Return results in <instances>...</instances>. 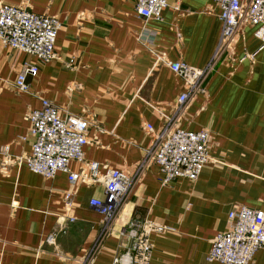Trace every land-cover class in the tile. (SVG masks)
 I'll return each instance as SVG.
<instances>
[{"label": "crops", "instance_id": "obj_1", "mask_svg": "<svg viewBox=\"0 0 264 264\" xmlns=\"http://www.w3.org/2000/svg\"><path fill=\"white\" fill-rule=\"evenodd\" d=\"M1 1L55 16L61 29L57 59L46 65L0 45V149L8 147L14 159L31 154L28 114L41 99L90 126L84 164H70L81 175L75 185L65 173L46 179L24 164L0 161V264H83L91 254L86 264H113L129 248L121 232L135 217L168 228L150 234V264H221L206 257L228 230L230 213L242 206L264 211V43L255 29L238 31L232 53L177 119L185 131L211 134L199 179L163 185L159 167L143 162L186 91L165 61L200 70L211 63L223 29L214 0H168L161 21L139 17L137 0ZM28 64L38 65L39 74L28 80L29 94L19 93L12 84ZM89 163L99 165L96 183ZM108 170L133 176L134 185L105 234L90 202L105 197ZM253 264H264V249Z\"/></svg>", "mask_w": 264, "mask_h": 264}, {"label": "built area", "instance_id": "obj_2", "mask_svg": "<svg viewBox=\"0 0 264 264\" xmlns=\"http://www.w3.org/2000/svg\"><path fill=\"white\" fill-rule=\"evenodd\" d=\"M220 7L222 34L211 63L205 69H196L184 63L165 64L186 84L179 97L175 115L166 117L163 130L155 135L151 150L147 151L144 165L155 163L162 174L161 183L168 185L176 179L195 182L209 162L211 134L208 130L189 132L181 129L177 119L193 95L203 92V86L217 65L226 60L234 50L235 37L243 27H253L255 37L264 43V0H214ZM168 0H137L136 10L144 21H161ZM176 9L179 10V7ZM61 23L55 16L37 15L22 7L0 2V45L35 57L46 65L57 59L55 47ZM253 59V56L250 57ZM160 60V59H159ZM74 60L70 61L73 65ZM39 74L38 65L28 64L12 84L19 93L29 94L30 78ZM40 109L28 114L32 152L24 158L14 159L8 147L0 149V161L17 162L46 179L65 173L71 185L81 180L80 173L72 172L70 164H84V148L88 145L85 118L68 113L46 99H41ZM148 132H154L146 125ZM91 182L100 178L98 163L87 165ZM134 185V177L116 170L105 173V197L93 199L90 206L103 217L105 234L112 229L114 219L127 202ZM65 205L73 206V194L65 195ZM168 228L154 225L140 217L132 218L121 232L129 239L126 253L114 259L113 264H150L153 245L150 234H163ZM103 236V235H102ZM95 247L93 252H96ZM264 249V211L242 206L229 215V228L219 233L207 255L208 262L221 264H253L255 255ZM92 255V254H91ZM91 255L83 261L86 264Z\"/></svg>", "mask_w": 264, "mask_h": 264}, {"label": "rangeland", "instance_id": "obj_3", "mask_svg": "<svg viewBox=\"0 0 264 264\" xmlns=\"http://www.w3.org/2000/svg\"><path fill=\"white\" fill-rule=\"evenodd\" d=\"M15 82V81H14Z\"/></svg>", "mask_w": 264, "mask_h": 264}]
</instances>
